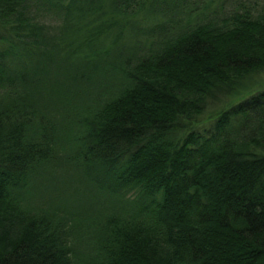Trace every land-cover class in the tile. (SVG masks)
Segmentation results:
<instances>
[{
  "label": "trees",
  "instance_id": "obj_1",
  "mask_svg": "<svg viewBox=\"0 0 264 264\" xmlns=\"http://www.w3.org/2000/svg\"><path fill=\"white\" fill-rule=\"evenodd\" d=\"M0 264H264V0H0Z\"/></svg>",
  "mask_w": 264,
  "mask_h": 264
},
{
  "label": "rangeland",
  "instance_id": "obj_2",
  "mask_svg": "<svg viewBox=\"0 0 264 264\" xmlns=\"http://www.w3.org/2000/svg\"><path fill=\"white\" fill-rule=\"evenodd\" d=\"M70 175L67 166L58 168L51 177L45 175L43 181L45 182L43 188L38 187L37 192H40V199L42 203L48 202L54 198L56 203L69 206L68 209L82 210L85 207V197L79 195L78 186L74 177ZM37 196H31L29 201L31 204L36 205ZM89 201V200H88ZM37 206V205H36ZM99 224L101 221H98Z\"/></svg>",
  "mask_w": 264,
  "mask_h": 264
}]
</instances>
